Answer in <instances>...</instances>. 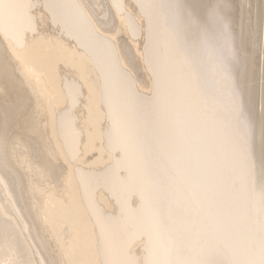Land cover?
Masks as SVG:
<instances>
[{"label":"bare ground","instance_id":"6f19581e","mask_svg":"<svg viewBox=\"0 0 264 264\" xmlns=\"http://www.w3.org/2000/svg\"><path fill=\"white\" fill-rule=\"evenodd\" d=\"M0 264H264V0H0Z\"/></svg>","mask_w":264,"mask_h":264}]
</instances>
